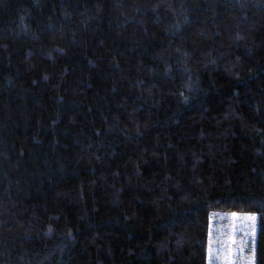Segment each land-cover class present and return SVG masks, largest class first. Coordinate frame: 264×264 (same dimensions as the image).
Here are the masks:
<instances>
[{
  "label": "trees",
  "instance_id": "1",
  "mask_svg": "<svg viewBox=\"0 0 264 264\" xmlns=\"http://www.w3.org/2000/svg\"><path fill=\"white\" fill-rule=\"evenodd\" d=\"M257 215L264 0H0V264H207Z\"/></svg>",
  "mask_w": 264,
  "mask_h": 264
},
{
  "label": "rangeland",
  "instance_id": "2",
  "mask_svg": "<svg viewBox=\"0 0 264 264\" xmlns=\"http://www.w3.org/2000/svg\"><path fill=\"white\" fill-rule=\"evenodd\" d=\"M236 213V216H232ZM241 212H212L210 214L209 231L213 241L211 264H255L254 246L257 231V215ZM209 233L207 243V264H209ZM229 246L231 250L229 251Z\"/></svg>",
  "mask_w": 264,
  "mask_h": 264
},
{
  "label": "snow or ice",
  "instance_id": "3",
  "mask_svg": "<svg viewBox=\"0 0 264 264\" xmlns=\"http://www.w3.org/2000/svg\"><path fill=\"white\" fill-rule=\"evenodd\" d=\"M232 216H236L237 214L236 213H232L231 214ZM254 216L255 214H251V218L254 219ZM211 236H212V232L211 230L209 231V249H208V253H209V264H211V261H212V256H213V247H212V244H213V241L211 240ZM231 250V246H229V251ZM226 259L229 260V264H230V258L229 257H226Z\"/></svg>",
  "mask_w": 264,
  "mask_h": 264
}]
</instances>
